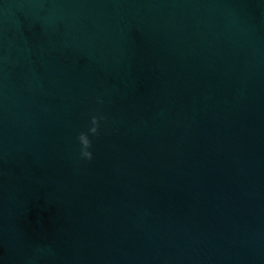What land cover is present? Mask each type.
<instances>
[{
	"label": "water",
	"instance_id": "obj_1",
	"mask_svg": "<svg viewBox=\"0 0 264 264\" xmlns=\"http://www.w3.org/2000/svg\"><path fill=\"white\" fill-rule=\"evenodd\" d=\"M0 264H264V0H0Z\"/></svg>",
	"mask_w": 264,
	"mask_h": 264
},
{
	"label": "clouds",
	"instance_id": "obj_2",
	"mask_svg": "<svg viewBox=\"0 0 264 264\" xmlns=\"http://www.w3.org/2000/svg\"><path fill=\"white\" fill-rule=\"evenodd\" d=\"M104 101L100 98L97 99V103H103ZM105 117L103 114L92 115L90 119V127L87 133L80 132L77 136V141L80 145L79 148V158L86 161H91L93 159V153L90 151L92 148V141L89 136H96L99 131L100 122L103 121Z\"/></svg>",
	"mask_w": 264,
	"mask_h": 264
}]
</instances>
